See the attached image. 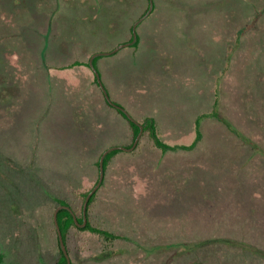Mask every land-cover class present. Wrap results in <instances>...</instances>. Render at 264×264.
I'll list each match as a JSON object with an SVG mask.
<instances>
[{"label":"rangeland","instance_id":"1","mask_svg":"<svg viewBox=\"0 0 264 264\" xmlns=\"http://www.w3.org/2000/svg\"><path fill=\"white\" fill-rule=\"evenodd\" d=\"M212 1L211 5L194 2V11L186 10L204 17V26L191 23L188 12L182 17L181 9L163 2L158 25L173 21L180 24L179 31H170V37L158 31L153 40L146 35L141 51L154 55L148 57L149 63L147 56L139 57L146 75L133 84L125 78L124 89L108 88L113 101L137 122L163 117L156 123L161 139L169 145L195 143L198 119L201 140L192 150L162 153L146 137L138 150L119 153L99 192L92 222L122 238L106 249L97 236L78 234L70 243L72 263L264 264V5L259 0ZM44 2L50 16L49 47L53 34L72 47L65 64L89 60L85 49L107 52L129 40L131 24L148 4V0ZM155 41H160L159 56L148 47ZM248 47V51H262L251 64L245 63L243 53ZM132 54L124 47L108 63L114 70L128 66L129 58L122 60V56ZM65 64L53 63L50 76ZM194 68L200 79L195 78ZM75 69L86 73L84 65ZM245 81L249 84L243 89ZM86 89L91 91L90 82ZM111 110L107 119L113 126L122 117ZM13 129L0 149L7 148V153L26 143L33 150L41 148L36 137L28 142L29 135L38 132L33 123ZM102 130L103 125L100 134ZM117 130L121 133L119 126ZM120 139L109 142L127 146ZM28 156L23 171L16 165L10 167V171L16 168L15 174L0 173V252L3 264H55L60 253L54 197L65 192L68 198L69 171L56 175L49 160ZM81 167L83 179L93 184L92 166L82 163Z\"/></svg>","mask_w":264,"mask_h":264},{"label":"trees","instance_id":"2","mask_svg":"<svg viewBox=\"0 0 264 264\" xmlns=\"http://www.w3.org/2000/svg\"><path fill=\"white\" fill-rule=\"evenodd\" d=\"M259 1L264 5V0ZM153 2L154 8L151 14L136 28L137 40L134 44L129 46L133 54L131 58L130 56L127 57L130 60L128 66L120 68L118 65L116 67L119 69L116 70H114V66L112 67L110 65H105V68H101L99 66L100 62L105 59L109 61L108 58L111 56H97L93 61L107 89L108 95L114 103L116 102L113 101L108 87L124 89L127 86H125V84L121 85V83L125 81V78H130L133 84L137 78L146 75V70L142 68L141 59L138 57V53H142L141 46L146 35L151 36L153 40L158 31H174L175 28H180V24L173 21H166V23H164V21L162 24L158 25L161 21L158 17V11L163 7V2H167L170 6L177 7L179 10L181 9L182 11L180 12L183 17L184 12H188L186 10L191 12L194 11V7H192L194 2H209V5H211L213 1L153 0ZM36 5H38V7H36ZM149 8L150 0H148L145 12L137 21L146 15ZM207 8L208 7H205L204 9L207 10ZM195 9L200 11L201 8L197 6ZM197 14L198 13L190 14V18H192L190 22L195 25L198 24L199 26L206 25L207 22L205 18H201V15L199 16V14ZM48 15L46 2H44V0H0V145L3 144L5 137H8L10 131L15 132L13 129L14 127H17L19 124L29 126L31 123H33V126L38 127V132L30 134V140L28 142H31V140L36 137L41 145L40 149L33 150L27 143L21 144L17 147V150L16 147L14 149L11 147L7 153V148H1L0 173L6 174V172H13L15 174L16 168L10 171V167L16 165V167L21 168L20 171H23V167L25 166L24 160L28 155H33L39 159L43 156L42 158L45 162L49 160L50 162H48L51 165L49 167L53 169V171L52 169L50 171L51 173H56V175L61 171L65 173L69 171L67 174L68 180L65 183L68 187V198H66V193L62 192L61 194H63V196L54 197V201L57 203V207L67 206L72 210L61 209L58 213L59 227L68 253L70 257H72L70 243L75 240L73 237L78 236V234L90 233L97 236L102 240L106 249H109L115 240L122 238L109 229L100 225H95L92 222V213H94L96 205L98 204L99 192H101L105 180L109 175L113 159L119 153L123 152L121 149L113 150L106 155L103 163V181L88 201L86 209L87 223L84 227H80L79 224L84 223L87 197L100 181L101 157L109 148L113 147L110 142H107V140L111 141L110 138H112V136L110 133L112 127H116L117 124V126L120 127L119 131H121V133L118 132L119 138L122 136L124 140H131V143L127 146L128 148L133 147L140 134V127L138 124L131 121L122 110L112 106L108 102L99 84L98 77L95 73L96 71L91 67L90 59L86 62L81 59L80 61L72 59L65 64V61L71 57L69 55L71 53L69 52L72 47H70L69 44H65L67 47L64 46L63 42L55 39V36H50L52 49L49 47ZM149 21H152L151 25H147ZM195 21H197V23ZM153 24H155V26ZM134 26L135 24H133L130 29L129 40L123 43H131L134 41ZM243 29L245 30L247 28ZM153 33L155 34L152 35ZM157 37L158 35L156 38ZM159 43L160 42L155 41L154 46L156 49L160 48ZM151 45L152 44L148 45V47ZM256 47H259V44ZM248 50L249 47L246 52H243L242 48V52L247 58L245 63L251 64L261 55L262 51L258 52V48H252L250 51ZM249 57L252 58L251 61L248 59ZM148 61L149 60L146 59L145 62L149 63ZM231 62L232 61L229 60V64ZM53 63H56L58 66L59 64H65V66L56 68L57 71L51 77L49 69L55 66ZM255 63L256 62H254V64ZM77 65H84L86 70H83L86 71V73L83 74L80 73L82 70H76L75 67ZM215 73L216 72H214V74ZM49 76L53 78L54 81L51 80ZM200 78L201 76H199L198 79ZM214 79L212 82H214ZM210 80H212V78ZM59 81L63 82L57 84ZM88 82L92 84V89L90 92H84L88 90L86 89ZM246 82L247 81L244 83L245 85H242L243 89L249 84ZM102 104L110 109H114L122 117L121 121L113 124V126H109L108 124L110 123L107 119L108 117H106L108 112L105 111V107V110L102 109ZM9 114L10 116L12 114L16 116L8 118ZM18 119L19 122L17 121ZM139 123L144 127V132L134 151L140 148L142 141L146 137L149 138L154 146L163 150V152L175 149L192 150L195 148L196 142L200 141L202 138V134L199 131L200 119L196 121L198 130L196 142L183 146H171L164 142L161 139V134L158 130L155 118L147 117L143 122ZM101 125H103L102 134L99 133ZM23 129H28V127ZM92 135L94 137H92ZM25 136L22 135V138ZM91 138L93 139L90 141ZM16 140L18 141L19 138ZM41 140H43V144H41ZM84 152H86V155ZM29 159L31 160V157H29ZM56 163L64 165V168L60 169V165ZM82 163H89V165L92 166L91 172L96 173V177L94 176L91 178L95 181L93 184L86 183L83 179L82 173L79 170ZM92 173L87 175L92 177ZM75 216L78 223L75 220ZM54 230L57 235L60 253L55 264H67L68 260L61 249L55 222ZM156 235L159 236V234ZM189 251L191 252V248ZM184 252L186 251L184 250ZM4 262L5 257L0 252V264ZM71 264H74V262Z\"/></svg>","mask_w":264,"mask_h":264},{"label":"water","instance_id":"3","mask_svg":"<svg viewBox=\"0 0 264 264\" xmlns=\"http://www.w3.org/2000/svg\"><path fill=\"white\" fill-rule=\"evenodd\" d=\"M153 8H154V2H153V0H150V8H149L148 12L146 13V15H145L144 17H142L139 21H137L136 24H135V26H134V41H133V42L128 43V44L120 45L119 47H117V48H116L114 51H112V52L95 54V55H93V57L91 58V61H90L91 67L94 69V71H96L95 73H96V75H97V77H98L99 84H100V86H101V88H102V90H103V92H104V94H105V96H106L108 102H109L112 106H114V107H116V108L122 110V111L126 114V116H127L131 121H133L134 123L138 124V126L140 127V134L138 135V137H137V139H136V141H135V143H134V145H133L132 148L129 149V148H126V147H113V148L107 150V151L102 155V157H101V161H100V181H99V184H97V186L95 187V189H94V190L90 193V195L87 197V201H86V203H85V214H84V215H85V219H84V223H83V224H79L80 227H84V226L86 225V223H87L86 209H87L88 201H89L90 197L92 196V194H93V193H94V192L100 187V185H101V183H102V181H103V178H104V164H103V163H104V159H105L106 155H107L109 152H111V151H113V150H116V149H121V150H125V151H132V150H134V149L136 148V146H137L139 140L141 139V137H142V135H143V132H144V127H143L139 122H137V121H136V120H135V119L129 114V112H128L126 109H124V108L121 107L120 105H118V104H116V103H114V102L111 101L110 96L108 95V92H107L105 86H104L103 83H102V80H101V78H100V75H99L98 71L96 70V68H95V66H94V64H93V61H94V59H95L97 56H100V55H109V54L117 53L120 49H122V48H124V47H126V46H128V45H132V44H134V42H136V40H137V31H136L137 26H138L143 20H145L150 14H151ZM61 209H68V210H70V211H72V210H71L70 207H67V206H59V207H57V209L55 210V213H54V222H55V225H56V228H57L58 234H59V242H60V246H61V249L63 250L64 254H65L66 257H67V260H68L67 264H71V263H72V261H71V257H70V255H69V253H68V250H67V247H66V245H65V242H64V239H63V235H62L61 229H60V227H59V223H58V213H59V211H60ZM75 220H76V222L78 223L76 216H75Z\"/></svg>","mask_w":264,"mask_h":264},{"label":"crops","instance_id":"4","mask_svg":"<svg viewBox=\"0 0 264 264\" xmlns=\"http://www.w3.org/2000/svg\"><path fill=\"white\" fill-rule=\"evenodd\" d=\"M42 1V0H41ZM36 7H38V5H36ZM46 8H47V6H46ZM73 8H75V7H73ZM51 12H52V10H51ZM47 13L49 14V12H48V8H47ZM49 16V15H48ZM49 18H50V16H49ZM144 21V20H143ZM49 23V30H50V22H48ZM133 24H136V23H132L131 24V27H132V25ZM131 27H130V29H131ZM181 27V26H180ZM178 31H179V28H178ZM50 31H48V33H49ZM167 32H169V33H167ZM167 34H170L169 35V37L170 36H172L173 34H172V32H170V31H162L159 35H162V36H165V35H167ZM51 36V35H50ZM55 36V34H53V37ZM52 37V36H51ZM164 38H166V37H164ZM158 40V39H157ZM168 40H170V39H168ZM62 42V41H61ZM125 42V41H124ZM158 42H160V41H158ZM123 44H128V43H123V42H120V43H118V44H116V45H118L117 47H119L120 45H123ZM130 45H128V46H126V47H129ZM116 47V48H117ZM152 47V49H151V51L153 50V52L154 53H156V55L157 56H159V53H160V49L161 48H159V49H156V47L154 46V44H152L149 48H151ZM115 48V49H116ZM148 48V49H149ZM115 49H113V50H108L107 52H101V51H97L96 49L94 50V48H93V50L92 49H89V50H87V49H85V51H84V53H85V55H90L89 56V59H90V61H91V58L93 57V55H95V54H98V53H108V52H112V51H114ZM121 50V49H120ZM119 50V51H120ZM71 51L73 52V50H72V48H71ZM70 51V52H71ZM119 51L117 52V53H119ZM142 52V51H141ZM116 53H113V54H109V55H100V56H112V55H115ZM70 55V54H69ZM84 55V56H85ZM153 54L151 53V55H150V50H147V51H144L143 53H138V57H140V58H145L146 56V59H148V57L150 56H152ZM154 56V55H153ZM77 57H79V56H77ZM123 58H122V60H124V59H126L128 56L126 55H124V56H122ZM81 58V57H80ZM130 58H131V56H130ZM154 59V62L155 63H157V58H153ZM103 61H107L106 59L105 60H102L101 62H100V67L101 68H105V65H109V61H107V63H104ZM103 64H105V65H103ZM118 65V64H117ZM194 70H195V78H199V76H201V74L200 73H198L197 72V70L198 69H196V68H194ZM103 83V82H102ZM122 85H124L125 83L124 82H122L121 83ZM104 85V84H103ZM109 88V87H108ZM118 88V87H117ZM102 89V88H101ZM107 90V89H106ZM100 103V102H99ZM102 106V109L103 110H105L106 112H108V115L111 113V112H113L110 108H108L107 106H105V105H101ZM104 107H105V109H104ZM111 111V112H110ZM130 114V113H129ZM108 115H106V117H108ZM161 117V116H160ZM159 116H158V118H156V120L157 121H162V119H163V117H161L160 118ZM168 122H171L172 121V119H168L167 120ZM109 126L111 125V124H108ZM123 125V124H122ZM158 126V125H157ZM191 128V127H190ZM159 129V128H158ZM190 133V132H189ZM189 133H187V134H189ZM111 136H112V138H116V139H120L119 138V136H118V130H117V125H116V127H112V131H111ZM109 134V135H110ZM161 134V133H160ZM111 139V138H110ZM120 140H124L122 137H121V139ZM125 142H123V143H126L127 144V146L131 143V140L130 139H125L124 140ZM107 142L109 143V140H107ZM152 143V142H151ZM110 144H111V142H110ZM153 144V143H152ZM113 147H122V146H118L119 144H111ZM127 146H125L126 148H128ZM113 147H111V148H113ZM156 147V146H155ZM111 148H109V149H111ZM132 148V147H131ZM108 149V150H109ZM130 149V148H129ZM156 150H159V151H161L162 153H163V150H161V149H158V148H156ZM123 151H125V150H123ZM133 151V150H132ZM132 151H127V152H132ZM167 153L169 152V151H166ZM165 153V152H164ZM57 209V208H56ZM71 256H72V252H71ZM72 258V257H71Z\"/></svg>","mask_w":264,"mask_h":264}]
</instances>
